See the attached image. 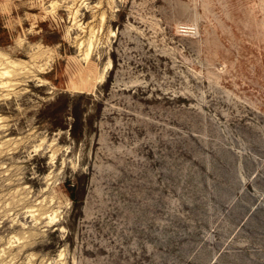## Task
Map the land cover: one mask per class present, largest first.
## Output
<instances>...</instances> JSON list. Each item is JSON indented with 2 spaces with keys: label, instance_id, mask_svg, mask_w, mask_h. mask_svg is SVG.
Returning a JSON list of instances; mask_svg holds the SVG:
<instances>
[{
  "label": "rangeland",
  "instance_id": "1",
  "mask_svg": "<svg viewBox=\"0 0 264 264\" xmlns=\"http://www.w3.org/2000/svg\"><path fill=\"white\" fill-rule=\"evenodd\" d=\"M0 264H264V0H0Z\"/></svg>",
  "mask_w": 264,
  "mask_h": 264
},
{
  "label": "trees",
  "instance_id": "2",
  "mask_svg": "<svg viewBox=\"0 0 264 264\" xmlns=\"http://www.w3.org/2000/svg\"><path fill=\"white\" fill-rule=\"evenodd\" d=\"M79 107H80L79 103L74 106V110H73L74 121L70 127L71 134L75 138H79L80 135H82V132L84 129L83 123H82V112L79 109ZM68 183H69L67 186L68 193L71 197V200L74 204V207L77 208L84 201V199L82 197L84 192L82 190H80L81 188L78 187L77 183L72 182V181H69Z\"/></svg>",
  "mask_w": 264,
  "mask_h": 264
}]
</instances>
